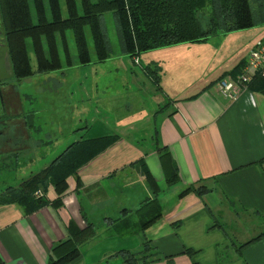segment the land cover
Returning a JSON list of instances; mask_svg holds the SVG:
<instances>
[{"label":"crops","instance_id":"1","mask_svg":"<svg viewBox=\"0 0 264 264\" xmlns=\"http://www.w3.org/2000/svg\"><path fill=\"white\" fill-rule=\"evenodd\" d=\"M257 26L162 47L170 57L165 68L160 66L157 83L161 76L170 81L171 74L173 81H180L162 90L163 100L152 110L140 104L124 114L129 124L124 129L136 136L114 132L113 142L66 177L57 206L45 204L25 213L15 202L0 203V264H46L51 247L67 236L69 219L79 227L90 222L92 232L77 244L78 256L66 264H126L120 250L133 252L139 264H264V234L252 240L264 230V82L260 88L247 84V90H238L233 98L222 95L215 82L220 75L231 76L233 66L264 36V24ZM187 43L199 44L200 51H177L189 48ZM13 92L1 102L0 171L14 175L0 174V190L45 166L69 142L113 132L85 125L78 138L47 144L50 139L32 126L29 111ZM144 136L151 144L143 143ZM157 145L176 166V180L168 184ZM186 185L204 188L200 194L188 190L179 196ZM170 186H176V192L167 195ZM44 194L48 199L56 195L51 184ZM152 195L161 212L142 227L149 214L135 209ZM180 229H191V234L179 236ZM146 239L152 248L144 253ZM201 243L212 252L202 253ZM186 247L194 252H184Z\"/></svg>","mask_w":264,"mask_h":264},{"label":"trees","instance_id":"2","mask_svg":"<svg viewBox=\"0 0 264 264\" xmlns=\"http://www.w3.org/2000/svg\"><path fill=\"white\" fill-rule=\"evenodd\" d=\"M65 14L62 15L58 0H0V17L9 58L11 74L15 78L33 72L26 51L25 38L31 41L35 58V71L42 72L60 67L57 49V34L63 46L65 61L70 63L66 47L65 29H70L79 63L89 62L83 27L90 33L96 59L102 60L108 53L105 34L101 24L103 11L111 12L120 50L129 56L141 51L162 48L183 42L204 41L208 36L227 33L264 24V0H63ZM207 7L203 11L204 7ZM31 12L35 19H32ZM205 13L202 23L200 14ZM45 46V48H44ZM245 59L233 66L231 76L241 70ZM146 64L153 82L158 74ZM222 75L216 78H221ZM215 80V81H216ZM264 78L255 74L248 87L260 88ZM117 138L114 132L73 140L43 167L29 173L15 185H6L0 190V203L15 202L26 213L42 205L60 204V196L66 188V177L75 175L76 169ZM157 158L166 184L176 180V166L168 151L156 146ZM0 161H3L0 159ZM2 163V162H1ZM144 177L155 190V183L149 171L143 168ZM53 186L56 195L48 199L45 188ZM203 186L186 185L178 191L182 195L188 190L198 194ZM137 212L149 217L141 226L159 216L161 209L155 195L143 200ZM67 236L57 241L50 250L46 264H66L79 254L78 243L92 232L90 222L79 227L72 219L66 224ZM264 230L252 240L262 236ZM150 248L148 239L143 241L141 252ZM126 264H139L133 252L120 250ZM184 252H194L184 248ZM145 257V255H142ZM153 259V258H152ZM142 260L141 264H147ZM191 264H198L195 260Z\"/></svg>","mask_w":264,"mask_h":264},{"label":"rangeland","instance_id":"3","mask_svg":"<svg viewBox=\"0 0 264 264\" xmlns=\"http://www.w3.org/2000/svg\"><path fill=\"white\" fill-rule=\"evenodd\" d=\"M58 3L61 14L64 15L63 0H58ZM76 3L78 5V0H76ZM206 8L205 6L203 11ZM31 15L34 20V13L31 12ZM199 16L203 23L205 13L203 12ZM101 24L108 50L107 55L102 60L96 59L89 30L84 26L83 31L88 48L89 62L84 64L79 63L70 29H65L66 49L69 54L70 63L67 64L65 61L64 49L57 34V51L61 65L58 68L42 72L35 71V58L31 41L28 37L25 38L26 51L30 68L33 72L18 79L11 76L9 82L20 96L22 109L29 111L28 115L32 121V126L40 133L47 135L48 139H50L47 144L59 140L76 139L85 125H88V127L92 126V129H100V127L105 126L118 134L126 132L128 137L132 135L136 136V132L134 133L127 129L129 124L127 119L124 120V114L133 113L140 104H145L150 107L148 108L149 110H152L155 102L163 100V91H167L168 87L176 86L179 83L178 81H180V79L176 78V81H173L172 76L174 75L171 74L170 76L168 75L171 78L170 81L169 78L166 79L164 76H161L159 82L156 84L145 74L146 63L150 61L149 67L154 68L156 73L160 75V66L164 67L165 62L170 57L168 52L165 51L166 48H160V53L157 52V48H153L141 51L137 56H129L126 52L120 50L109 10L102 12ZM256 28H259V26L254 29ZM252 29H250V33L253 31ZM185 45H189V48L184 46L177 51L180 49H184V51H200L199 44L191 45L187 43ZM166 64H168V61ZM157 85L162 89H159ZM3 112L0 99V114ZM125 125L127 126L126 130L123 127ZM72 133L73 136L70 137ZM141 140L144 141V144H151L148 136H144ZM39 157L41 158V155ZM0 174L7 175L6 177L10 178L14 175V172L4 170L0 171ZM176 188V186H170L165 192L167 195L173 194V192H176ZM100 227L96 226L95 229H100ZM182 230L186 232L183 233ZM190 234L191 229L179 230V236L187 238ZM203 234L201 240H205V231ZM221 234V239H223V232ZM230 235L232 236L231 233ZM200 248L202 253L212 252L211 246L205 245V243H201ZM217 248L221 249V246L216 245ZM137 261L139 263L138 258ZM210 262L217 264L213 261ZM119 263L120 261L118 260L110 262V264Z\"/></svg>","mask_w":264,"mask_h":264},{"label":"built area","instance_id":"4","mask_svg":"<svg viewBox=\"0 0 264 264\" xmlns=\"http://www.w3.org/2000/svg\"><path fill=\"white\" fill-rule=\"evenodd\" d=\"M255 74L264 78V36L250 49L241 70L233 76L217 79L216 87L222 95L233 98L238 90H247Z\"/></svg>","mask_w":264,"mask_h":264},{"label":"flooded vegetation","instance_id":"5","mask_svg":"<svg viewBox=\"0 0 264 264\" xmlns=\"http://www.w3.org/2000/svg\"><path fill=\"white\" fill-rule=\"evenodd\" d=\"M0 22H1V17H0ZM3 44L6 45L3 29L0 28V99L2 103L5 98L6 99L9 98L10 95L14 93L12 84L9 82V78L12 76V74H10L7 77H2L3 75L7 74L11 69L9 58L7 55V50L6 52L3 50V46H2Z\"/></svg>","mask_w":264,"mask_h":264},{"label":"water","instance_id":"6","mask_svg":"<svg viewBox=\"0 0 264 264\" xmlns=\"http://www.w3.org/2000/svg\"><path fill=\"white\" fill-rule=\"evenodd\" d=\"M0 28L2 29L1 22H0ZM2 46H3V50L6 52V50H7V49H6V45L3 44ZM11 73H12V72H11V69H10L9 72H8L7 74L3 75L2 77H7V76H9Z\"/></svg>","mask_w":264,"mask_h":264}]
</instances>
